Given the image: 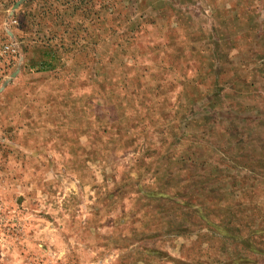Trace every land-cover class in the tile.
<instances>
[{
	"label": "rangeland",
	"instance_id": "obj_1",
	"mask_svg": "<svg viewBox=\"0 0 264 264\" xmlns=\"http://www.w3.org/2000/svg\"><path fill=\"white\" fill-rule=\"evenodd\" d=\"M0 1V264H264V0Z\"/></svg>",
	"mask_w": 264,
	"mask_h": 264
},
{
	"label": "built area",
	"instance_id": "obj_2",
	"mask_svg": "<svg viewBox=\"0 0 264 264\" xmlns=\"http://www.w3.org/2000/svg\"><path fill=\"white\" fill-rule=\"evenodd\" d=\"M11 9L7 11L10 12L7 20L3 23L0 22V87L6 81H11L9 80L11 75L20 69L22 63L19 41L16 35L19 20L14 14L16 10L11 12Z\"/></svg>",
	"mask_w": 264,
	"mask_h": 264
},
{
	"label": "crops",
	"instance_id": "obj_3",
	"mask_svg": "<svg viewBox=\"0 0 264 264\" xmlns=\"http://www.w3.org/2000/svg\"><path fill=\"white\" fill-rule=\"evenodd\" d=\"M47 67L44 66V65H41V66H39V68H36L37 70H35L34 71L35 73L32 74V75H34V76H32V78L33 79L36 78L37 75H45L48 72L50 73V71H49L50 69L47 70ZM57 79H54V80H57ZM65 80H57V83H58V81L61 82V83L63 81L65 82ZM34 85L37 86L38 88H40V90H46L47 89V88H45V84H38V83H35V81H34ZM67 88H68L66 90V93L67 94H70V92H72L73 89H76L75 85H67ZM68 97L69 96H65V98H68ZM94 102L96 103L97 100H95ZM19 104L20 103H18V99H16V105H17L18 112L16 113V115L13 113L12 114V117L14 119V122L13 123H18V125H21L22 127H24V130L26 129V132H24V130H21L20 129L19 132H23L22 133L23 135L27 134V131L30 134H32V132H33V129H32V127H33L32 125L33 124H32V121L31 120H34L35 118H32L31 119L29 117L34 116L35 114H36V117L38 119H42V120H45V119H48V118L50 119V117H51L50 113H47L46 112V109L51 106L47 102L46 103L45 102H38V103H36L32 99V101H30V103H25V105H22V104L19 105ZM71 104L72 103H70V106H71ZM35 111H38V112H35ZM73 117H75V116H72L71 118L73 119ZM65 118H68L67 117V113L65 114ZM49 127L50 126L47 125V124H42L41 129H42L44 135L45 134H49V132H50L49 129H48ZM16 135L19 136V133L18 134L16 133Z\"/></svg>",
	"mask_w": 264,
	"mask_h": 264
},
{
	"label": "water",
	"instance_id": "obj_4",
	"mask_svg": "<svg viewBox=\"0 0 264 264\" xmlns=\"http://www.w3.org/2000/svg\"><path fill=\"white\" fill-rule=\"evenodd\" d=\"M18 4L19 3H16V5L15 6H13V8H12V11L11 12H13V11H15L17 8H18ZM19 72V69L18 70H16L12 75H11V77H10V79L9 80H11L12 78H14L16 75H17V73ZM9 81H6L4 84H3V86L2 87H5L6 85H7V83H8ZM1 87V88H2Z\"/></svg>",
	"mask_w": 264,
	"mask_h": 264
},
{
	"label": "trees",
	"instance_id": "obj_5",
	"mask_svg": "<svg viewBox=\"0 0 264 264\" xmlns=\"http://www.w3.org/2000/svg\"><path fill=\"white\" fill-rule=\"evenodd\" d=\"M46 58V59H45ZM44 58V62L42 61L40 64L41 65H47L49 62H50V60L52 59V57L51 58H47V56ZM29 65L30 66H32V63L29 61ZM27 66V65H26Z\"/></svg>",
	"mask_w": 264,
	"mask_h": 264
}]
</instances>
